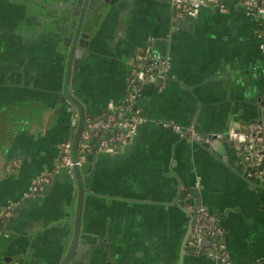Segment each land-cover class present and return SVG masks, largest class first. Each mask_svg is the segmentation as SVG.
<instances>
[{"label":"crops","instance_id":"crops-1","mask_svg":"<svg viewBox=\"0 0 264 264\" xmlns=\"http://www.w3.org/2000/svg\"><path fill=\"white\" fill-rule=\"evenodd\" d=\"M65 17L44 22L37 36L11 37L10 67L0 71V264H61L73 236L78 187L60 165L78 117L61 95ZM195 17L183 25L171 0H115L85 24L72 92L88 119L125 101L146 46L170 67L138 92L144 121L130 141L115 154L82 156V250L70 264H219L205 238L184 251L194 219L188 206L219 216L234 264L264 262V181L248 175L253 163L229 137L264 121V18L242 0H221ZM42 174L50 181L32 190Z\"/></svg>","mask_w":264,"mask_h":264},{"label":"built area","instance_id":"built-area-1","mask_svg":"<svg viewBox=\"0 0 264 264\" xmlns=\"http://www.w3.org/2000/svg\"><path fill=\"white\" fill-rule=\"evenodd\" d=\"M219 1L221 0H171V4L175 8L177 18H185L197 16L202 8ZM242 2L252 15L264 18V0ZM260 37L263 38L264 35L260 34ZM261 47L264 50V43ZM169 67V59L163 58L152 45L146 46L137 54L128 76L129 92L125 101L111 106L99 118L88 119L79 143V165L84 163L82 156L86 154L98 151L115 154L130 141L144 121L140 109L135 106L138 92L143 84L157 80L159 75L165 77ZM229 137L240 147L243 158L253 163L256 171L254 174L249 171L248 175H256L264 181V121L249 124L245 132L231 130ZM61 152L60 165L73 173L75 163L71 156L72 139L62 143ZM49 181L48 174H42L33 181L32 190L42 189ZM188 209L194 213V219L185 240L184 250L197 247L202 239L208 236L211 241L209 254L217 259L219 264H234L225 248L224 229L219 216L205 207L193 209V206H188Z\"/></svg>","mask_w":264,"mask_h":264},{"label":"water","instance_id":"water-1","mask_svg":"<svg viewBox=\"0 0 264 264\" xmlns=\"http://www.w3.org/2000/svg\"><path fill=\"white\" fill-rule=\"evenodd\" d=\"M114 2L115 0H72L68 3V5L60 6V9H63L64 7L72 9L74 11L73 20L75 19V24H70L74 27L73 33L70 32L72 26L67 27L68 22L67 23L65 22V24L63 23L60 25V29L64 30L63 33L62 31H60V34L63 35L62 43L63 46L68 49L66 56L64 82H63L61 95L64 98V100H68V102H70L76 108L77 116H78L75 121L77 127L72 138V153H71L72 160L75 163L73 166V171L78 187V200L76 206V214L73 220L74 223L73 236L71 239L69 249L65 254V256L62 258L61 264H70L76 250L78 249L82 250V247L78 249L77 247L80 240L84 197L86 193V188L84 185V176L82 174V165H79L77 162L79 159V143L81 140L82 131L87 123L88 117L86 114L84 104L72 92L73 77L76 72V65L78 64L80 58L82 57V54L84 53V49L87 46V34L83 32L85 24L89 20H95L97 14L103 13L105 10H108L111 4H113ZM73 3H76V5L74 6ZM61 17L62 16H60L59 18ZM195 21H196L195 16H186L183 21V25L191 26L192 22L194 23ZM162 79L163 77L159 75L158 80L161 81ZM203 136L205 137L208 136L209 138H213L218 141L223 140L222 137L216 135L213 136L210 134H204ZM231 141L235 143L233 140ZM246 164H251V162L246 161ZM249 171H251L254 174L256 169L253 168L250 169ZM199 208L200 206L196 207V209ZM202 244L203 246L204 245L208 246V251H209L211 246L210 237L206 236ZM192 250H196V247L188 248L184 251L187 252ZM209 256L211 255L209 254Z\"/></svg>","mask_w":264,"mask_h":264},{"label":"rangeland","instance_id":"rangeland-1","mask_svg":"<svg viewBox=\"0 0 264 264\" xmlns=\"http://www.w3.org/2000/svg\"><path fill=\"white\" fill-rule=\"evenodd\" d=\"M45 1L44 0H0V35H4L0 37V40L4 38H8L9 36L10 37L27 36L29 38L31 33L37 35L38 32L36 31L38 25L40 26V28H42L43 23L45 22L44 26L48 27L47 23L50 22L49 20L50 15H54L55 13L59 14L62 12L61 10H63L64 12H68V10L66 11V9H58L57 12L54 13L52 9L46 7ZM7 4L8 6H13V7L8 8ZM14 6L17 7L19 10L16 11L17 13L14 12L15 10H17L14 8ZM34 14L37 15L38 18H34L33 17ZM59 16H61V14H59ZM59 30L62 31V33L64 32L61 29Z\"/></svg>","mask_w":264,"mask_h":264},{"label":"flooded vegetation","instance_id":"flooded-vegetation-1","mask_svg":"<svg viewBox=\"0 0 264 264\" xmlns=\"http://www.w3.org/2000/svg\"><path fill=\"white\" fill-rule=\"evenodd\" d=\"M45 1V0H44ZM70 1H72V0H67V2H65V3H63V4H61V5H58V4H50V3H48L47 1H45V4H46V7L47 8H49V9H52L53 11H54V13L56 12V10H58V9H60V6H63V5H68V3L70 2ZM73 5L75 6L76 5V3H73ZM7 7L9 8V7H13V6H8V4H7ZM14 8L15 9H17V10H15L14 12H16V11H19L18 10V8L17 7H15L14 6ZM63 9H66V11L68 10V12H64L63 10H61L62 12L61 13H59V14H61V18H63V17H65L64 16V14L65 15H67L68 14V17H65V19H66V23L68 22V25H67V27H70V26H72V25H70L69 24V21L71 22L72 20H73V13H74V11L72 10V9H70V8H67V7H64ZM60 11V10H59ZM17 13V12H16ZM56 14V13H55ZM50 15V22L52 23V22H57V19L60 17L59 16V14L57 13L56 15ZM34 18H38V16L37 15H35L34 14V16H33ZM61 18H59V19H61ZM37 21H39V20H37ZM39 23V22H38ZM44 24V23H43ZM72 28H74L73 26L71 27V30H70V32L71 33H73V31H74V29L72 30ZM41 29L42 28H40V26L38 25V27H37V31L36 32H38V34H40L41 33ZM64 31V30H63ZM31 35H34V36H37V35H35L34 33H31ZM1 36H4V35H0V37ZM11 37L9 36L8 38H4V39H2V40H0V71H1V73H3V72H5V70H7V68L8 67H10V63H9V54H10V52H8V51H10V46H9V39H10ZM68 50V49H67ZM9 55V56H8ZM21 54H19V56H18V62H17V64L16 65H21ZM88 121V120H87ZM74 172V171H73ZM187 237V236H186Z\"/></svg>","mask_w":264,"mask_h":264}]
</instances>
